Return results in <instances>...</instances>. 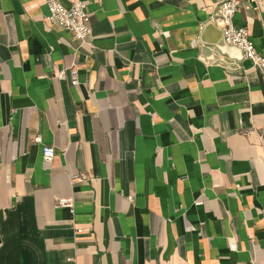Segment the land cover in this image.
Masks as SVG:
<instances>
[{"label":"crops","instance_id":"crops-1","mask_svg":"<svg viewBox=\"0 0 264 264\" xmlns=\"http://www.w3.org/2000/svg\"><path fill=\"white\" fill-rule=\"evenodd\" d=\"M79 1L85 42L0 0V264H264V76L222 0ZM233 23L264 54V0Z\"/></svg>","mask_w":264,"mask_h":264},{"label":"built area","instance_id":"built-area-1","mask_svg":"<svg viewBox=\"0 0 264 264\" xmlns=\"http://www.w3.org/2000/svg\"><path fill=\"white\" fill-rule=\"evenodd\" d=\"M48 13L45 17L46 21L54 24L72 34V36L80 41L85 42L91 34L90 17L86 4L82 1H74L69 5H64L59 0H46ZM239 0H222L217 8L215 21L219 25L223 33L225 42L229 45L237 47L243 58L249 61L252 67L257 68L264 76V54L260 53L249 34L246 26H237L233 23V17L238 10ZM69 75L70 83L77 84V68L74 65L63 66L56 73L57 79H64ZM252 129L245 130V134H251ZM36 143L41 142L39 136L34 138ZM42 160L49 164L55 156V149L51 145L43 144L41 147ZM84 174L74 176L75 180H82ZM56 205L63 206L73 212V201L71 198H59ZM77 229V231H79Z\"/></svg>","mask_w":264,"mask_h":264},{"label":"water","instance_id":"water-1","mask_svg":"<svg viewBox=\"0 0 264 264\" xmlns=\"http://www.w3.org/2000/svg\"><path fill=\"white\" fill-rule=\"evenodd\" d=\"M211 25H212V23L210 24V26H211ZM219 32H220V36H221L222 45L225 46L226 48H232V49L237 50V51L240 53V55L243 57L241 51H240L237 47H235V46H233V45H229V44H227V43L225 42V40H224V38H223V33H222V30H221V29H219Z\"/></svg>","mask_w":264,"mask_h":264}]
</instances>
